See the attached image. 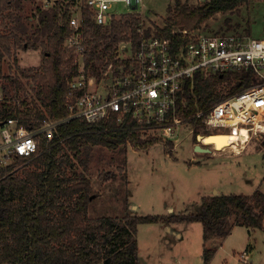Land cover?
Instances as JSON below:
<instances>
[{"label":"trees","instance_id":"obj_1","mask_svg":"<svg viewBox=\"0 0 264 264\" xmlns=\"http://www.w3.org/2000/svg\"><path fill=\"white\" fill-rule=\"evenodd\" d=\"M22 2L0 0V27H3L0 29V79H11L14 93L19 95L23 81L6 75L5 57L14 56L18 63L15 52L29 44L31 38L41 43L43 63L36 68L22 69V76L33 83L36 96H25L14 104L8 101L12 97L5 95L4 102L0 103V125L16 118L27 128L38 130L48 115L62 118L69 114L65 105L69 82L79 71L77 50L64 45L72 32L70 15L74 0H56L50 8L37 6L32 32L24 22ZM247 2L211 0L192 6L176 0L170 6L168 22L156 29L179 40L181 33L173 32L174 28L196 29L216 12L232 11ZM84 20V37L87 40L91 37L90 41L94 42V49L85 50L87 68L93 71L94 60L102 57L103 50L113 58L117 44L128 38V33L134 37L135 46L141 38L137 30L141 19L137 13L114 18L109 27L98 24L89 9H85ZM254 81L253 70H241L210 76L197 73L193 85L191 80L185 82L178 107L183 120L196 127L195 142H199L198 127L207 112L217 102L248 88ZM3 89L7 93V86ZM37 140L39 148L34 155L12 154L11 163L0 162V264H139L138 226L148 222L199 221L206 241L227 236L237 225L264 229V192L260 189L252 194L204 195L197 213H129L123 223L115 216L90 217L93 184L84 171H78L76 159L86 170L88 164L80 157L85 145L126 151L128 142L137 149H146L157 141L142 138L134 121L117 124L111 119L89 123L73 118L57 126L52 140L43 132H38ZM168 143L174 145L173 141ZM231 219L233 223L229 222ZM246 249L248 254L251 245ZM204 250V263L209 264L217 250Z\"/></svg>","mask_w":264,"mask_h":264},{"label":"rangeland","instance_id":"obj_2","mask_svg":"<svg viewBox=\"0 0 264 264\" xmlns=\"http://www.w3.org/2000/svg\"><path fill=\"white\" fill-rule=\"evenodd\" d=\"M142 1L141 8L136 13L143 24L154 32L157 27L168 22L170 6H174L176 2ZM183 1L192 6L199 4L197 0ZM45 2L46 0L22 2L23 19L31 32L37 21L34 16L37 6H42ZM115 9L119 12L130 10L125 2L116 5ZM29 16H34L33 20H29ZM198 28L212 33L217 30H238L249 36L264 38V0H249L232 11L216 12ZM29 41V44L20 46L15 52L14 55L19 58L18 63L14 61V56H6L4 63L6 75L19 78L24 87H20L17 95L11 79H0V103L4 102L5 95L12 97L8 101L14 104L25 96H36L32 90L34 85L29 78L22 76V69L42 65L43 51L40 41L35 42L32 38ZM106 45L107 43L103 46ZM89 47L94 49V42L90 41ZM105 52L103 50L102 57L94 60L95 70H100L106 63L107 56L102 55ZM95 70L89 69L96 75ZM94 78L89 89L96 92L98 83L96 76ZM3 86H7V93ZM225 91L228 92L229 89ZM195 129L189 122H182L178 140L172 146L168 141L159 139L146 149H137L128 142L126 151L109 150L99 145L83 146L80 157L86 161L88 168L85 170L78 158L76 163L78 171H84L93 184L89 216H115L123 223L125 215L129 213H197L201 210L204 195L252 194L257 188L264 191V145L260 139L253 138L241 152H234L229 148L213 151L210 145L205 147L211 152L196 153L195 146L199 142L194 140ZM198 131L204 135L217 130L199 126ZM2 142L0 126V145ZM4 152L0 151L2 165L13 161L5 160ZM229 222L233 223V219ZM168 224L173 228L169 230ZM176 231L182 235L178 236ZM232 231L231 235L221 237L220 241V238L215 240L213 237L208 242L204 238L203 224L199 221L143 223L138 226L137 232L139 264H205V248L218 250L209 264H264V229L255 228L250 232L247 227L237 225ZM249 244L252 249L247 254Z\"/></svg>","mask_w":264,"mask_h":264},{"label":"built area","instance_id":"obj_3","mask_svg":"<svg viewBox=\"0 0 264 264\" xmlns=\"http://www.w3.org/2000/svg\"><path fill=\"white\" fill-rule=\"evenodd\" d=\"M210 1L197 0L199 4ZM124 2L130 10L117 11L115 6ZM142 3V0H74L70 15L72 32L64 45L77 50L79 71L69 82L65 102L69 114L62 118L48 115L38 130L27 128L16 118L2 122L0 151H5V160L12 154L34 155L39 148L38 132L52 140L57 126L73 118H82L89 123L113 119L117 124L131 120L144 139L177 141L182 122H186L178 107L185 82L191 80L193 85L197 73L210 76L241 70H253L256 81L217 102L203 117L201 127L217 130L208 134L236 135L235 141L242 150L253 138L263 143L264 38L237 31L212 33L196 27L192 30L174 28L173 32L181 33L177 40L157 31L147 33L149 29L141 21L137 29L141 37L137 46L134 37L128 33V38L117 44L113 58L106 55L108 52L102 53L107 56L106 63L100 70H95L96 75L89 71L85 50L91 49L92 38L84 37V10L89 9L98 24L111 27L114 18L136 13ZM94 76L98 83L96 92L89 89L95 81ZM182 101L185 104L186 101ZM208 134H199V143L204 147L212 145V150L217 151L214 144L203 142V137ZM233 151L238 152L237 149Z\"/></svg>","mask_w":264,"mask_h":264},{"label":"bare ground","instance_id":"obj_4","mask_svg":"<svg viewBox=\"0 0 264 264\" xmlns=\"http://www.w3.org/2000/svg\"><path fill=\"white\" fill-rule=\"evenodd\" d=\"M237 139L236 135L233 134H229V133H225V134H219L217 133L216 135H205L203 137V142L207 143V144H214L216 149H226L229 148L231 150H235L237 149L238 152H241V146L239 145V143L237 141H235Z\"/></svg>","mask_w":264,"mask_h":264},{"label":"crops","instance_id":"obj_5","mask_svg":"<svg viewBox=\"0 0 264 264\" xmlns=\"http://www.w3.org/2000/svg\"><path fill=\"white\" fill-rule=\"evenodd\" d=\"M41 1H42V0H41ZM47 1H48V2H47ZM55 1H56V0H46V2H45L46 4H43L44 6L42 5V7H52V5L55 4ZM5 13H6V12H5ZM26 16H27V15H26ZM33 17H34V16H29L28 19H29V20H33ZM1 21H2V19L0 18V23H1ZM2 28H3V27L1 26V29H2ZM257 189H258V188H257ZM255 190H256V189H255ZM255 190H254V191H255ZM263 192H264V191H263ZM253 193H254V192H253ZM140 225H141V224H140ZM239 226H241V225H239ZM235 227H236V226H234V227L231 229V233L228 234L227 236H225L224 238H226V237H228L229 235H231L232 232H233L232 230L235 229ZM172 228H173V227L169 226V224H168V229L170 230V229H172ZM247 228H248V227H247ZM251 230H255V229L248 228V231L251 232ZM176 233L178 234V236H181V235H182V234L179 233L178 231H176ZM212 238H213V237H212ZM212 238L208 239L207 241L210 242ZM214 239L217 240V239H219V237H214ZM221 239H222V238L220 237L219 241H220ZM219 241H218V242H219ZM216 250H217V249H216ZM217 251H218V250H217Z\"/></svg>","mask_w":264,"mask_h":264},{"label":"water","instance_id":"obj_6","mask_svg":"<svg viewBox=\"0 0 264 264\" xmlns=\"http://www.w3.org/2000/svg\"><path fill=\"white\" fill-rule=\"evenodd\" d=\"M0 126H2V123H1ZM199 139H201V136L200 135L198 136V140ZM195 150L198 151V152H210L211 151L209 148L204 147L201 143L196 144Z\"/></svg>","mask_w":264,"mask_h":264}]
</instances>
